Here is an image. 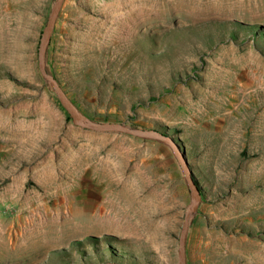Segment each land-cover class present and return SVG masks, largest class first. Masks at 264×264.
Here are the masks:
<instances>
[{"label": "rangeland", "instance_id": "1", "mask_svg": "<svg viewBox=\"0 0 264 264\" xmlns=\"http://www.w3.org/2000/svg\"><path fill=\"white\" fill-rule=\"evenodd\" d=\"M54 1L0 0V264H178L170 148L73 125L38 71ZM45 66L84 118L178 144L186 264H264V0H64Z\"/></svg>", "mask_w": 264, "mask_h": 264}, {"label": "water", "instance_id": "2", "mask_svg": "<svg viewBox=\"0 0 264 264\" xmlns=\"http://www.w3.org/2000/svg\"><path fill=\"white\" fill-rule=\"evenodd\" d=\"M63 1L64 0H55L53 2L50 13L47 18L46 25L43 29L42 37L40 39L38 45V52H37L38 71L41 77L43 78V80L52 88L59 103L69 115L73 125L89 131L126 134L135 138L157 141L166 144L170 148L172 154L176 159L178 166L180 167V170L185 179L190 194V203L186 207L180 235L178 238V255H177L178 264H186L185 240L190 225V221L201 201V190L189 167L188 161L186 160V157L182 152V150L179 148L178 144L174 141L172 137H170L166 133L154 131V130L135 129L120 123H96L84 118L82 115L79 114L77 109L74 107V105L65 95L64 91L61 89L58 81L47 71L45 66L46 49L49 44L50 38L52 36L56 19ZM102 264H116V263L107 262Z\"/></svg>", "mask_w": 264, "mask_h": 264}, {"label": "bare ground", "instance_id": "3", "mask_svg": "<svg viewBox=\"0 0 264 264\" xmlns=\"http://www.w3.org/2000/svg\"><path fill=\"white\" fill-rule=\"evenodd\" d=\"M214 6V5H213ZM222 10V9H221Z\"/></svg>", "mask_w": 264, "mask_h": 264}, {"label": "trees", "instance_id": "4", "mask_svg": "<svg viewBox=\"0 0 264 264\" xmlns=\"http://www.w3.org/2000/svg\"><path fill=\"white\" fill-rule=\"evenodd\" d=\"M164 133V132H163ZM201 190V189H200Z\"/></svg>", "mask_w": 264, "mask_h": 264}]
</instances>
